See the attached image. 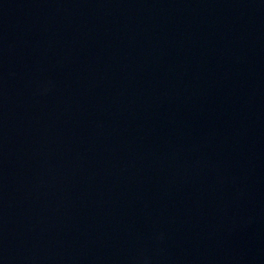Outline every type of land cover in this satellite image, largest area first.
<instances>
[{
    "label": "water",
    "instance_id": "95a60500",
    "mask_svg": "<svg viewBox=\"0 0 264 264\" xmlns=\"http://www.w3.org/2000/svg\"><path fill=\"white\" fill-rule=\"evenodd\" d=\"M0 264H264V0H0Z\"/></svg>",
    "mask_w": 264,
    "mask_h": 264
}]
</instances>
